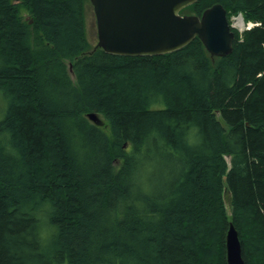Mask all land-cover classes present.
Wrapping results in <instances>:
<instances>
[{"label":"trees","instance_id":"16d2710c","mask_svg":"<svg viewBox=\"0 0 264 264\" xmlns=\"http://www.w3.org/2000/svg\"><path fill=\"white\" fill-rule=\"evenodd\" d=\"M87 1L0 0V264H226L228 222L264 264V0L181 10L257 23L220 58L106 54Z\"/></svg>","mask_w":264,"mask_h":264},{"label":"water","instance_id":"95a60500","mask_svg":"<svg viewBox=\"0 0 264 264\" xmlns=\"http://www.w3.org/2000/svg\"><path fill=\"white\" fill-rule=\"evenodd\" d=\"M197 1L89 0L96 22V47L110 55L148 57L178 51L197 38L211 58L227 56L234 33L220 4L200 15L180 14ZM88 118L100 123L92 114ZM224 251L226 264H243L242 245L232 222L226 227Z\"/></svg>","mask_w":264,"mask_h":264},{"label":"rangeland","instance_id":"374dc122","mask_svg":"<svg viewBox=\"0 0 264 264\" xmlns=\"http://www.w3.org/2000/svg\"><path fill=\"white\" fill-rule=\"evenodd\" d=\"M23 15H24V12H23ZM234 16L235 15H230L229 18L233 19ZM85 27H86L87 39L89 40L92 46L96 44L97 36H96L95 17H94L93 10H92V7L89 1H87V4L85 5Z\"/></svg>","mask_w":264,"mask_h":264},{"label":"bare ground","instance_id":"6f19581e","mask_svg":"<svg viewBox=\"0 0 264 264\" xmlns=\"http://www.w3.org/2000/svg\"><path fill=\"white\" fill-rule=\"evenodd\" d=\"M257 25V23H255V22H252L251 20H245L244 18H243V25H237V24H235L234 23V29H236V31L238 32V34L241 36L244 32H246V31H249L250 29H252L253 27H255ZM240 31V32H239ZM234 40V39H233ZM90 114H92V115H94L95 117H98V115H96L95 113H89L88 115H90ZM87 115V116H88ZM221 156L224 158L225 157V160H226V162H228V154L227 153H223V154H221ZM225 234H226V229H225V231H224V234H223V236H225Z\"/></svg>","mask_w":264,"mask_h":264},{"label":"clouds","instance_id":"9594fccd","mask_svg":"<svg viewBox=\"0 0 264 264\" xmlns=\"http://www.w3.org/2000/svg\"><path fill=\"white\" fill-rule=\"evenodd\" d=\"M50 234V233H49Z\"/></svg>","mask_w":264,"mask_h":264}]
</instances>
